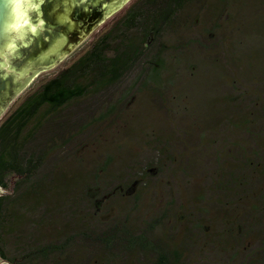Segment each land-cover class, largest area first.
<instances>
[{"label": "trees", "instance_id": "1", "mask_svg": "<svg viewBox=\"0 0 264 264\" xmlns=\"http://www.w3.org/2000/svg\"><path fill=\"white\" fill-rule=\"evenodd\" d=\"M91 1L82 19L87 31L115 3ZM82 27L72 39H81ZM198 29L208 39H198ZM262 30L264 0H134L27 92L0 119V258L264 264V56L253 46ZM196 44L209 50L213 85L226 81L220 66L242 71L235 89L260 79L256 99L237 95L248 116L238 120L239 133L250 135L244 151L235 141L239 149L226 151L222 139L214 155H186L179 149L190 148L191 134L174 122L167 131L150 123L158 116L148 97L167 110L166 122L178 110L173 105L201 117L180 86L203 64ZM246 99L252 104L243 105ZM142 138L157 155L135 150Z\"/></svg>", "mask_w": 264, "mask_h": 264}, {"label": "rangeland", "instance_id": "2", "mask_svg": "<svg viewBox=\"0 0 264 264\" xmlns=\"http://www.w3.org/2000/svg\"><path fill=\"white\" fill-rule=\"evenodd\" d=\"M134 0H126L120 7H118L116 10H114L111 14L106 16L96 27H94L70 52H68L61 60H59L55 65L48 67L46 69H42L37 72L34 78H31L28 83L23 87L21 91H19L13 99L8 103V105L5 107V109L0 114V119L9 112L10 108L13 105H16L20 100L23 99L25 94L29 91H32L35 89L39 84H41L43 81L51 77L64 63H69L72 60H74L79 52L87 48L91 40L97 36V32L101 30L107 23H109L111 20H113L115 17L118 16L121 12H123L128 6L132 4ZM246 12H252L250 8L245 9ZM239 22V20H238ZM201 29V28H200ZM197 30V38L198 39H205L208 37H205V35L202 37V35L198 34ZM202 31V30H201ZM200 31V32H201ZM202 37V38H201ZM206 44H208L207 41H205ZM195 47V55L196 60H198V63H201L202 66L198 64L197 67V73L195 75H186L182 78V84L180 86H184L183 88H186L189 93L187 94V98L185 99V103L189 106H197L200 110L198 111V114L201 113V117L195 118L194 117H187L185 116L188 114L186 110V106L181 107H175L173 105L172 109H178L175 113L171 111L170 113V120L166 122V109H163L161 106H156L158 104L155 102V100L151 98L146 99V104L149 102L151 107L154 106V114H156V117L158 118L153 122V120H150L151 125L157 124L161 125L165 128V131H167L169 128V125L174 122L177 124V128L184 129L188 134H191L192 141L190 142V148L183 147L179 150L187 152L186 155H194L198 153L197 155H214V152L212 150V147L214 144H217V140H224V142H227L224 146L226 151H229L232 148L239 149L236 145L234 147V141L241 144V149L244 151L245 148L250 146L251 141L249 140L248 135L246 132H240V125L243 123L242 121H238L243 118H247V115H244L245 108H240L242 105L238 104L239 98L237 95H241V92L244 94H250L247 97H253V99H256L255 94H259V90H257V87L260 85V79L258 80H247V81H241L242 86L237 85V89L234 88L233 84H235V79H233L234 75L238 76L239 79H241L240 74L242 71H239L238 69L235 70L234 73L232 69H228L227 66L223 67L220 66V70H224L226 73V81H223V79L219 80V84L213 85L211 83V75L213 73V70L209 67V64L206 59L209 57V50L207 47L199 46V44H196ZM254 48L258 51V54L260 56H264V30L260 32V34L256 37V42L253 41ZM223 48H221L222 51ZM212 52V51H210ZM211 58H214L212 55ZM206 61V63H205ZM243 66V65H242ZM238 68V67H237ZM240 70L241 65H240ZM129 80L126 82L128 83ZM214 86L215 92L210 90L208 87ZM214 97V98H213ZM255 97V98H254ZM249 98V99H250ZM244 100V98H242ZM184 100L182 101V103ZM210 102V103H209ZM252 102H250L248 99H246L243 102V105H251ZM162 105V104H161ZM239 106V107H238ZM197 114V115H198ZM166 118V120L164 119ZM200 118L202 120H200ZM237 118V119H236ZM231 119V121H230ZM233 119V120H232ZM229 121L231 123H229ZM237 122L238 125H237ZM224 124L229 125V128L227 126H224ZM177 138H180V135L176 136ZM139 141V140H138ZM112 141H110L111 143ZM135 142V139L133 138V144ZM108 144V141L106 142ZM140 146H138L135 150L136 151H144L146 150L145 155H157L156 148H152L148 145V148L146 149L145 143L143 141V138L141 142L139 141ZM218 145V144H217ZM200 149L203 151V153L200 152ZM235 153V151H231L232 153ZM228 154V155H231ZM236 155V153L234 154ZM178 183V182H177ZM7 264V263H6Z\"/></svg>", "mask_w": 264, "mask_h": 264}, {"label": "water", "instance_id": "3", "mask_svg": "<svg viewBox=\"0 0 264 264\" xmlns=\"http://www.w3.org/2000/svg\"><path fill=\"white\" fill-rule=\"evenodd\" d=\"M89 1L0 0V77L6 83L0 87V114L38 71L55 65L95 27L88 31L85 26L82 27ZM113 1L115 3L108 8L110 13L126 0ZM40 8L43 17L39 15ZM45 9L52 14L51 19L44 16ZM103 19L102 16L97 18L96 25ZM81 27V39H72L76 29ZM43 34L47 40L38 38ZM26 43H29V47L23 46ZM27 50L29 58H24ZM57 55L60 57L50 66H37L44 60L51 61ZM0 264H6L5 260L0 258Z\"/></svg>", "mask_w": 264, "mask_h": 264}, {"label": "flooded vegetation", "instance_id": "4", "mask_svg": "<svg viewBox=\"0 0 264 264\" xmlns=\"http://www.w3.org/2000/svg\"><path fill=\"white\" fill-rule=\"evenodd\" d=\"M40 10L41 11H39V15L40 16H42L43 17V15H42V9L40 8ZM45 12H46V14L44 15L46 18H52V14L51 13H49L48 11H47V9H45ZM51 27H53V26H51ZM47 32H48V30H47ZM51 32V31H50ZM46 33V32H45ZM34 36H36V35H34ZM33 40V39H32Z\"/></svg>", "mask_w": 264, "mask_h": 264}]
</instances>
